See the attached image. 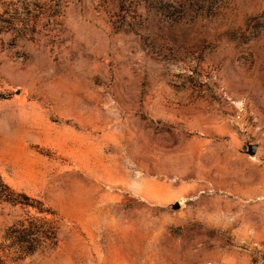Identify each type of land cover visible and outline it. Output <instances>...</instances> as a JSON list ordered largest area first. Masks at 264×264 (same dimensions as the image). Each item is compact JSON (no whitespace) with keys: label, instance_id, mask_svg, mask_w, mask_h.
Listing matches in <instances>:
<instances>
[{"label":"rangeland","instance_id":"obj_1","mask_svg":"<svg viewBox=\"0 0 264 264\" xmlns=\"http://www.w3.org/2000/svg\"><path fill=\"white\" fill-rule=\"evenodd\" d=\"M0 180V264H264V0H0Z\"/></svg>","mask_w":264,"mask_h":264},{"label":"trees","instance_id":"obj_2","mask_svg":"<svg viewBox=\"0 0 264 264\" xmlns=\"http://www.w3.org/2000/svg\"><path fill=\"white\" fill-rule=\"evenodd\" d=\"M0 186H5L4 184H2L1 180H0ZM6 187V186H5ZM8 189V187H6ZM4 198L10 202H14V203H23V204H29V205H33V201L29 196L25 195V194H16L14 192H11V194H7L4 196ZM31 234V232L29 231V229L27 228H22L21 229V237L22 239H25V237H27L26 239V249L28 250H32L33 248V244H32V240L33 237L29 236ZM25 241V240H24ZM258 259L257 258H253L252 259V263L253 264H257Z\"/></svg>","mask_w":264,"mask_h":264},{"label":"water","instance_id":"obj_3","mask_svg":"<svg viewBox=\"0 0 264 264\" xmlns=\"http://www.w3.org/2000/svg\"><path fill=\"white\" fill-rule=\"evenodd\" d=\"M257 148H258V145L257 144H248L247 146V150H246V153L253 157L255 156L256 152H257ZM173 209H176V208H179L180 207V202L176 201L174 204H172L171 206Z\"/></svg>","mask_w":264,"mask_h":264}]
</instances>
